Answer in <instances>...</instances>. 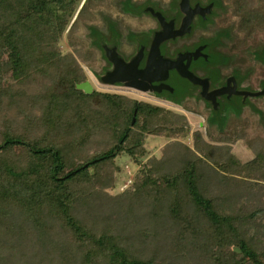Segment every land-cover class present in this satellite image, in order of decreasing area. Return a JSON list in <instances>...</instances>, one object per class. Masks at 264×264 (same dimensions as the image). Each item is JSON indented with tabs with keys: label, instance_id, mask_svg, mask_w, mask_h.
Returning a JSON list of instances; mask_svg holds the SVG:
<instances>
[{
	"label": "trees",
	"instance_id": "trees-1",
	"mask_svg": "<svg viewBox=\"0 0 264 264\" xmlns=\"http://www.w3.org/2000/svg\"><path fill=\"white\" fill-rule=\"evenodd\" d=\"M228 3L232 38L261 36L264 48V0ZM107 4L0 0V264H264V201L235 203L264 190V140L252 136L251 116L215 123L209 113L206 133L157 157L149 136L186 124V114L77 88L89 80L83 66L98 73L94 22L105 23ZM256 68L248 64L252 81ZM241 141L256 156L221 182L213 163ZM123 157L138 170L113 194Z\"/></svg>",
	"mask_w": 264,
	"mask_h": 264
},
{
	"label": "rangeland",
	"instance_id": "rangeland-1",
	"mask_svg": "<svg viewBox=\"0 0 264 264\" xmlns=\"http://www.w3.org/2000/svg\"><path fill=\"white\" fill-rule=\"evenodd\" d=\"M180 1L181 0H108V4L103 10L105 13L104 16L107 20L104 23L99 17L96 22H94V25L98 27V32H94L96 33L94 37L96 45L91 49H94L98 55V63L96 65L98 71L97 75L89 70L87 66H83L89 76V80L97 90L126 93L139 101L155 102L187 115L188 122L186 124L178 125L174 128L163 130L157 134L149 136L147 148L150 150L152 156L157 157L162 155L172 141L175 143L185 141L192 144L194 141L193 134L196 131L200 130L206 133V127L209 121L207 119V115H209L210 112L209 107L202 101V99H199V101L191 100L192 95L190 96V99L183 100L184 105L180 106L174 101L166 99V97L158 98L155 95L140 94L134 89L124 87L122 84L109 85L101 82L99 75L103 72L101 71L103 50L100 47L104 41L115 43L117 38L121 47L120 51L124 56H129L133 50V46L136 48L135 44L140 37L142 42L147 43L151 38V34L156 30V27L158 28V26H156V20L150 14L144 13V11H147V7L154 6L156 9H161V11L169 16V18H175L176 22L181 23L184 13L180 10ZM198 1H201L204 5H208L211 1H214V9L212 10V13L207 15V19H204L202 16H197L192 26V28L195 29L194 33L189 37L179 38L180 40L175 41V44L171 43L169 47L171 51L172 49L182 50L185 48H192L199 43L209 44L210 42V46L206 49V52L209 55V61L198 62L205 68L204 71H202V76L210 75L213 78L212 81L214 86H220V84L225 81V78L234 73L237 81L240 82L241 88L255 90L249 87L250 83L255 87L260 86L259 88H263L264 62L260 61L257 56L264 60V48L256 47L259 41L263 38L260 36L258 39L252 41L253 44H249L252 47H246L253 49L254 54L257 55L256 57L249 53L243 55L242 51H239L240 54L238 53V56L236 55V57L231 56L232 52H236L237 48L240 46V37H238L237 40L232 38L231 31L229 29L226 30L225 25H223V20L230 18L231 5L227 0H190V4ZM76 17L77 13L75 15V18ZM115 27H117L118 31L114 29L113 32L112 29ZM70 28L71 25H69L68 30ZM86 32L87 29L84 26H81L80 34L84 35ZM85 41L87 47L90 48V38L85 37ZM237 45L238 47L236 48ZM63 46L70 48L67 46L66 41H64ZM165 46L168 48L167 45ZM247 54H249L250 58ZM248 64H256L258 67V69L256 68L253 72L256 74L255 81L251 80L250 83L249 77H251L252 72L248 69ZM232 66L239 70H235L227 75V72ZM241 99L242 98L240 97H235V99L232 100L234 101L233 103H225V107H229L231 104L241 110L239 116L231 115L229 118H224L225 113H219L218 111L217 122H214H232L234 119L251 116L253 118V126L250 129L252 136L255 140L259 137L264 140V100H251L250 105L249 101H247L248 105L245 108L241 103ZM187 105L199 107L198 112L185 110L183 107ZM228 128V130H230V123ZM14 150L15 152L22 151L20 147H16ZM232 154L233 155L230 158L213 163L214 166L222 170L221 182H226L227 178L232 175L237 167L249 162L256 156L254 149L244 141L235 145ZM118 164L121 166V173L117 175V187L110 191L113 194L130 186L134 179L135 172L138 170V166H134L129 157L119 158ZM263 201L264 190L255 189V191L241 192L235 203H243L249 207L256 204L260 205Z\"/></svg>",
	"mask_w": 264,
	"mask_h": 264
},
{
	"label": "water",
	"instance_id": "water-1",
	"mask_svg": "<svg viewBox=\"0 0 264 264\" xmlns=\"http://www.w3.org/2000/svg\"><path fill=\"white\" fill-rule=\"evenodd\" d=\"M188 1L181 0L179 3L180 10L184 13L181 23L176 22L175 18H169L161 9H156L154 6L147 7L144 13L150 14L156 20L158 28L156 27L147 43L142 42L140 37L135 44L136 48L133 46L132 52L127 57L120 51L117 38L115 43L104 41L100 48L103 50L102 57L107 65L99 75V79L105 84H122L146 95L166 97L180 106L184 105L183 100L190 99L192 95L191 100L202 99L206 103L210 115L216 122L218 111L225 113L224 118L231 115L239 116L241 110L231 104L225 107V103H233L235 97H240L241 103L246 108L247 101L250 105L251 100H264V87H255L250 83L252 79L249 77V87L255 90L241 88L235 74H231L239 70L233 66L227 72V75H231L225 78L220 86H214L210 75L202 76L205 68L198 63L209 61L206 49L210 46V42L199 43L195 47L182 50L171 51L169 48L171 43L175 44V41L180 40L179 38L189 37L194 33L195 29L192 26L197 16L207 19V15L214 9V1L208 5H204L201 1L191 4ZM185 6H188L189 12L185 11ZM114 29L118 31L117 27L112 29L113 32ZM77 88L85 94H92L95 91L90 80L79 84Z\"/></svg>",
	"mask_w": 264,
	"mask_h": 264
},
{
	"label": "flooded vegetation",
	"instance_id": "flooded-vegetation-1",
	"mask_svg": "<svg viewBox=\"0 0 264 264\" xmlns=\"http://www.w3.org/2000/svg\"><path fill=\"white\" fill-rule=\"evenodd\" d=\"M227 1L229 2V0H227ZM188 2H190V0H189ZM224 21H226V19H224L223 22H224ZM228 23H229V22H227V23H225V24H223V25H227ZM236 35L238 36V34H236ZM249 44H250V45L253 44L252 41L249 42V43H245V44H242V43L240 42V46H239V47H238V45L236 46V48L238 47V48H237V53H239V51H242V52H243V55H245V54L247 53V50L249 49V48H246V47H250ZM236 48H235V49H236ZM239 54H240V53H239ZM237 55H238V54H237ZM239 57H240V56H239ZM257 58H258L260 61L264 62V60H263L262 58H260V57H258V56H257Z\"/></svg>",
	"mask_w": 264,
	"mask_h": 264
},
{
	"label": "bare ground",
	"instance_id": "bare-ground-1",
	"mask_svg": "<svg viewBox=\"0 0 264 264\" xmlns=\"http://www.w3.org/2000/svg\"><path fill=\"white\" fill-rule=\"evenodd\" d=\"M185 11L186 12H189V8H188V6H185ZM189 20V18L186 20V23H187V21ZM186 25V24H185ZM185 27V26H184ZM228 89H229V87H228ZM142 92V91H141ZM140 93V92H139ZM140 94H144V93H140Z\"/></svg>",
	"mask_w": 264,
	"mask_h": 264
}]
</instances>
